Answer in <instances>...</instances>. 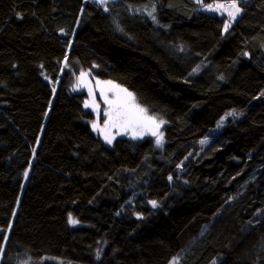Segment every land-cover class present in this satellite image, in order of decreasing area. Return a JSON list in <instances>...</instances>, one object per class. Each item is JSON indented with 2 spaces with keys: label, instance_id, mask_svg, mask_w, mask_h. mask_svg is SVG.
<instances>
[{
  "label": "trees",
  "instance_id": "trees-1",
  "mask_svg": "<svg viewBox=\"0 0 264 264\" xmlns=\"http://www.w3.org/2000/svg\"><path fill=\"white\" fill-rule=\"evenodd\" d=\"M239 5L225 31L197 0H0V264H264V0ZM79 69L163 149L98 136Z\"/></svg>",
  "mask_w": 264,
  "mask_h": 264
},
{
  "label": "rangeland",
  "instance_id": "rangeland-1",
  "mask_svg": "<svg viewBox=\"0 0 264 264\" xmlns=\"http://www.w3.org/2000/svg\"><path fill=\"white\" fill-rule=\"evenodd\" d=\"M90 1H94L97 4L105 7L110 2L116 1V0H106V2L104 4L99 3L98 0H90ZM239 1L247 2L250 0H237L238 7H240ZM217 3L228 4V3H231V1H220V0L215 1V0H212V2H210L209 4H212L213 6H215ZM205 5H208V3L204 2L202 0V6H201L202 10H204L205 12H208V13H215V14L218 13L220 16L225 17L226 21L229 22V17L227 15L226 10L221 9L219 11H210V10H206ZM242 14H243V9H242V12L236 17V19L232 20L230 22V27H231L232 23L237 21L238 18ZM82 72L86 73V75H84L83 77H81ZM70 74H71L70 79H72V85H73L74 90L77 92H84L87 95L86 102L89 106L86 108L88 110H91L94 113V120H92L91 126H92L93 131L98 136H100L102 139L105 140V133L107 132V134H109L112 138L111 143L115 142L117 140V138H120V137H127L130 139H136V140H144L147 138H151L154 140V142L158 148L163 149V147L165 146V135H164L165 134V131H164L165 121H163L161 118L152 116L148 112L147 109H146V114L148 116L154 118L155 124L159 125L158 128H156L154 124H149L145 127L137 128L135 131H133L132 129H118V128H108V129H105V131H101V129L105 128L104 122L108 119V117L105 116L104 113L109 110V105L105 102L104 98L102 97L101 90L103 89L104 95H106L108 97V99H115L114 92L116 90L113 89L112 86L117 85V84H115L113 82H111V84L104 83V82H108V81L96 78L92 74L91 71H84L81 69H79L77 71L70 70ZM97 81H100L101 83L98 85ZM119 88H122V87L119 86ZM135 103L138 104L140 107H142L138 103L136 98H135ZM94 105H98V107H94ZM142 108H144V107H142ZM160 121H163V123H160ZM93 123H95L97 125L96 129L93 128ZM154 132H155V134H153ZM158 140H159V143H157ZM105 142H106V140H105ZM33 162H34V160L32 161V166H33ZM31 169L32 168L30 167L26 171L27 177L24 176V188H25V185L28 181L29 173H30ZM0 232H1V230H0Z\"/></svg>",
  "mask_w": 264,
  "mask_h": 264
},
{
  "label": "snow or ice",
  "instance_id": "snow-or-ice-1",
  "mask_svg": "<svg viewBox=\"0 0 264 264\" xmlns=\"http://www.w3.org/2000/svg\"><path fill=\"white\" fill-rule=\"evenodd\" d=\"M98 2L104 4L106 0H98ZM197 3H202V0H197ZM205 8L206 10L210 11H219L221 9L227 11L229 22L224 23L225 31H227L230 27V22L232 20H235L236 17L242 12V9L237 5V0H231V3L228 4L217 3L215 6H213L212 4H208L205 5ZM149 15H151V13H149ZM153 19H155V17H153ZM84 75H86V73L82 72L81 77H83ZM100 83V81H97L98 85ZM104 83L111 84L110 81ZM112 87L116 90L114 92L115 99H108V97L104 95L103 89L101 90L102 97L109 105V110L104 113V115L107 116L108 119L104 122L105 128L101 129V131H105V129L108 128L132 129L133 131H135L137 128L145 127L149 124H154L156 128L159 127L158 124H155L154 118L146 114V109L140 107L135 103V97L133 93L129 92L127 89L119 88L118 85H113ZM261 96H264V92L261 93ZM88 106L89 105L86 102L85 107ZM94 107H98V105H94ZM234 114L235 113H228V115ZM160 123H163V121H160ZM93 128H97V125L95 123H93ZM153 134H155V132ZM111 139V136L106 132V142L111 143ZM205 142L206 141L203 140L201 141L202 144ZM157 143H159V140L157 141ZM25 177H27V172H25ZM169 179H171V177H169ZM153 206H155V202H153ZM69 222L72 224L78 223V221L74 219L71 214L69 215ZM4 239L6 240L7 237H4ZM173 264H176V262L174 261Z\"/></svg>",
  "mask_w": 264,
  "mask_h": 264
}]
</instances>
